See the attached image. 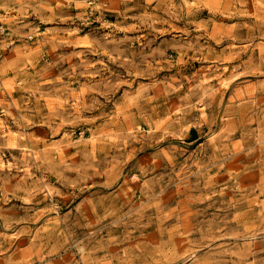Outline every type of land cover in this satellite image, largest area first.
I'll list each match as a JSON object with an SVG mask.
<instances>
[{
    "label": "clouds",
    "instance_id": "1",
    "mask_svg": "<svg viewBox=\"0 0 264 264\" xmlns=\"http://www.w3.org/2000/svg\"><path fill=\"white\" fill-rule=\"evenodd\" d=\"M0 264H264V0H0Z\"/></svg>",
    "mask_w": 264,
    "mask_h": 264
}]
</instances>
